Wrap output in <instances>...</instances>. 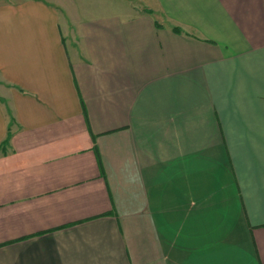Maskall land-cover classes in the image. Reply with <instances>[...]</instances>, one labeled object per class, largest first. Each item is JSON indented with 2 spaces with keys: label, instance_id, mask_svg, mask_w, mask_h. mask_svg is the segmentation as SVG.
Instances as JSON below:
<instances>
[{
  "label": "crops",
  "instance_id": "0c3cea01",
  "mask_svg": "<svg viewBox=\"0 0 264 264\" xmlns=\"http://www.w3.org/2000/svg\"><path fill=\"white\" fill-rule=\"evenodd\" d=\"M0 264H264V0H0Z\"/></svg>",
  "mask_w": 264,
  "mask_h": 264
},
{
  "label": "rangeland",
  "instance_id": "374dc122",
  "mask_svg": "<svg viewBox=\"0 0 264 264\" xmlns=\"http://www.w3.org/2000/svg\"><path fill=\"white\" fill-rule=\"evenodd\" d=\"M114 1H119V0H114ZM121 1V0H120Z\"/></svg>",
  "mask_w": 264,
  "mask_h": 264
}]
</instances>
